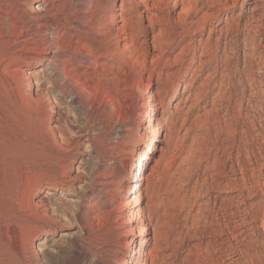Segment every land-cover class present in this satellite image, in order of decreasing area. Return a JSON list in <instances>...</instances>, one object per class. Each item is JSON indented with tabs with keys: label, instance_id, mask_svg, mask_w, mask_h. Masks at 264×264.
<instances>
[{
	"label": "rangeland",
	"instance_id": "obj_1",
	"mask_svg": "<svg viewBox=\"0 0 264 264\" xmlns=\"http://www.w3.org/2000/svg\"><path fill=\"white\" fill-rule=\"evenodd\" d=\"M51 1L33 0L36 12L22 0L0 1V44L34 64L33 84L58 100L49 112L61 113L71 146L33 140L53 156L36 166L68 168L72 178L44 195L54 230L37 242L36 263L124 264L136 250L135 264H264V97L253 91L264 90L253 78L264 67V0H216L212 8L211 0H109L117 30L95 57L72 51L97 39L78 32L92 1L59 0L43 20ZM119 15L132 18L131 37ZM57 32L63 40L54 48ZM51 59L64 60L72 77L61 73L59 89ZM150 148L146 169L129 181L133 159ZM28 167L18 170L41 178ZM135 184L142 186L132 194ZM10 225L0 229L14 243L21 233Z\"/></svg>",
	"mask_w": 264,
	"mask_h": 264
},
{
	"label": "bare ground",
	"instance_id": "obj_2",
	"mask_svg": "<svg viewBox=\"0 0 264 264\" xmlns=\"http://www.w3.org/2000/svg\"><path fill=\"white\" fill-rule=\"evenodd\" d=\"M22 1H23L22 3L23 5L29 6L31 10L36 12L35 7L33 6V2H32L33 0H26V1L22 0ZM40 1L41 0H36L35 3H39ZM44 1L47 2V0H44ZM57 1L59 0H54V1L47 3V7L45 8L46 16L43 17V20L48 18L50 11H53V9H56V7H58ZM91 1L93 3V0ZM104 2H106L108 5L109 0H98L94 4L91 3L90 7L92 8V11L87 10L89 14L88 16L89 18L88 17L86 18H88V21L82 22V23L80 22L81 28L79 29V31L77 30L82 35L84 34L87 35L88 31H91L94 33V34L93 33L91 34H93L95 36V39L96 38L97 39L91 40V41L89 40L90 42L79 46L80 48L77 47L76 49H73L72 50L74 51L73 53H76L78 55L81 53L83 55L85 53L89 57L90 56L95 57L97 56V54L94 51L97 48L96 46L100 45L101 39L107 40L109 38H112V36L116 34L115 32L117 29H115L113 26L115 25V22L109 16L110 7L105 5L106 3L104 4ZM176 2H177L176 5H178L180 0ZM209 3L212 4L211 6L212 8L213 6L216 5V0H211L207 4L209 5ZM229 3H230L229 0H227L226 5ZM50 6L52 7L51 10L49 9ZM159 8H161V5L158 4V7L156 9L159 12H161ZM150 10L152 11L151 8ZM191 11L192 10H189L188 12L187 10V12L186 11L185 12L191 14L192 13ZM167 17H164L162 19V22H166L168 19ZM119 18L121 19L119 22H122L123 24V26L119 30L123 32V34L129 35L130 37L134 35L136 30L134 31V29L132 28L133 26L132 18H129L128 16H121V15H119ZM52 20L55 21L54 17ZM40 21L38 22L40 23ZM151 24H154V22L151 21ZM37 27L39 29V26ZM42 27L45 28L46 25H43ZM129 31H131V33H129ZM57 34H58L57 35L58 40L57 42L54 43V45L52 44L53 45L52 47L54 48H57L60 46L58 45L60 44L59 40L61 41L63 40L60 37L59 32H57ZM116 37L121 38V35H119L118 33ZM72 45L73 43L70 42V46ZM135 45H134V48H135L134 52L136 54H139L138 49H136L138 48L137 47L138 45L137 46ZM71 48L72 47L70 48L68 47L67 49L63 47L62 50L63 52H66L67 50H71ZM100 48H99V52H100ZM104 52L106 53L107 51H104ZM14 55L15 54H13V52L12 53L10 52V48H7L3 44H0V87L3 88L2 92H0V227L1 225L5 227L7 224L10 225V223H12L17 226L13 228L12 235L15 236L20 232L21 236L18 237L19 235H17L13 243L10 239L12 236L10 237L9 234L2 232V230L0 229V232H2V234H0V264H34L38 262V258H40V253L36 247L37 242L40 241L43 236H46L47 234L51 233L52 230H54L51 227V213H50L51 211L46 206L44 195L49 194L51 191L65 190L67 188V184L70 182V180H72V178L68 174V168H64L61 171H58V170L51 171V167H47V165L45 164L36 166L37 164L35 165V162L37 160L46 162V161H50L53 156L51 155L52 153L47 151L44 147H41L42 145L41 146L35 145L33 143L34 142L33 140L34 138H37V136H44L46 137L47 146L53 147L57 149L58 151L68 152L71 146L69 142L68 132L62 130L61 128V121H62L61 113L57 112V116L55 117V115L49 112L50 111L49 107H51L50 109L53 110L56 104L58 103V100L52 97L51 90L49 89L44 90L40 88V86H37V87L34 86L33 84L34 78L35 80L36 78H39V73L37 72L34 64L33 65L30 63L25 64L20 59H15L17 55L15 56ZM112 55L113 53L109 56H112ZM261 56L263 57V55ZM101 57H102V54H101ZM56 58H58V56H56ZM47 60L49 61L50 59L48 58ZM51 61H52V65L54 68L52 72L53 75L50 78H52V83H53L54 88L59 89L57 79L61 73H64L67 75L66 81L72 79V77H71L70 71L66 68V62L64 60L58 61V60L51 59ZM139 61L140 59H138V61L136 62L137 65L140 68H142V72L147 73L149 69L146 67L145 61L143 62L142 59L140 62ZM155 75H156V72L154 70L153 72L150 73L149 80H154ZM256 75H259V76L253 77L254 80L256 81V83L257 81L258 83L260 82L259 83L260 87L261 86L264 87V67H262V71L259 72L258 74H255V76ZM76 82L77 84H79V81L76 80ZM260 90L258 88H255L253 91H254V95L257 98H259V100L260 99L262 100V98L264 97V90L262 91ZM152 99L153 97L151 96L149 101H151ZM241 112L242 111H240V113ZM153 114L154 112H152L151 116H153ZM248 118L249 117H247L246 115V119ZM160 136H161L160 133H158L157 138H159ZM57 150H55L54 152H56ZM152 152H153V149L150 148L147 154L143 156L142 158L133 159V162L129 168V173H128L130 177L128 179L129 181L137 180L140 174L139 172H143L146 169L148 161L150 160L149 154ZM22 164H27L29 167L26 169H29L31 171L39 170L42 174L41 178L34 179L33 177L31 178L29 173L19 171L18 168ZM44 165L46 166V168ZM236 174L237 173L234 172L235 176ZM240 174L242 175V178H241L242 181H244L245 175L242 172V170ZM141 186L142 185L135 184L132 194H134L138 189H140ZM237 191L241 195H243L244 193L243 190H237ZM233 200L235 199L233 198ZM143 204H144V201L139 197L136 203V207H138L139 210L142 211V213H143V210H141V208ZM19 226H22L20 227L22 229H20ZM5 228L4 229L6 231L7 226ZM130 231L132 232L135 231V228H132ZM150 231L151 230H149V228L145 227L143 234L147 235L149 234ZM242 235L243 233L240 234V236ZM25 244L28 245V248L25 246ZM136 260H137V251L135 250L134 254L131 256L128 262L124 264H135Z\"/></svg>",
	"mask_w": 264,
	"mask_h": 264
}]
</instances>
